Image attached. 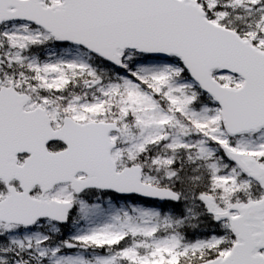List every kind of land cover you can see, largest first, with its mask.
Instances as JSON below:
<instances>
[{"label":"snow or ice","instance_id":"6c2138e0","mask_svg":"<svg viewBox=\"0 0 264 264\" xmlns=\"http://www.w3.org/2000/svg\"><path fill=\"white\" fill-rule=\"evenodd\" d=\"M0 264H264V0H0Z\"/></svg>","mask_w":264,"mask_h":264}]
</instances>
